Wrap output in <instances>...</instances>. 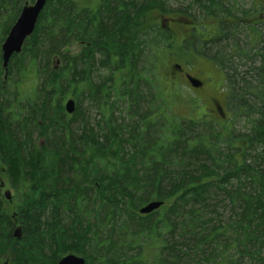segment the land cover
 Here are the masks:
<instances>
[{"label":"trees","instance_id":"16d2710c","mask_svg":"<svg viewBox=\"0 0 264 264\" xmlns=\"http://www.w3.org/2000/svg\"><path fill=\"white\" fill-rule=\"evenodd\" d=\"M28 1L0 0V43ZM261 1L235 9L234 21L219 23L212 37L192 35L187 46L203 37L223 72L228 96L220 103L249 121L251 165L230 146L204 147L199 119L167 130L148 125L160 95L152 96L140 73L155 41L142 14L162 0H48L6 73L0 56V185L8 182L14 193L9 203L0 188V258L58 264L74 253L86 264H264ZM77 43L82 50L69 55ZM103 69L110 75L94 81ZM116 73L120 89L106 83ZM27 82L36 85L25 93ZM111 94L129 103L125 117H114L112 101L108 119L88 126L81 99L100 107ZM67 97L77 102L70 115ZM219 195L231 206L225 223L212 205ZM151 201L163 204L141 215Z\"/></svg>","mask_w":264,"mask_h":264},{"label":"rangeland","instance_id":"374dc122","mask_svg":"<svg viewBox=\"0 0 264 264\" xmlns=\"http://www.w3.org/2000/svg\"><path fill=\"white\" fill-rule=\"evenodd\" d=\"M212 1V0H211ZM217 1V0H214ZM263 1V0H262ZM191 2H195V0H162L160 2V5H164L163 7H160L163 9V11L167 14H183L185 5L190 4ZM206 2V0H204ZM231 7L234 9H251L253 5H256L259 0H230ZM32 2L28 1V4H31ZM196 9L194 6L192 9L193 11ZM187 14V13H185ZM197 19H199V22H202L199 27H201L202 31L205 32H213L215 30H219V23H216V21H208V19L205 18V16L195 15L194 16ZM173 19V18H172ZM204 19V20H203ZM185 17H175L172 21L168 20L163 22L159 19V21H151L149 20V17L146 16V18L143 21L144 28H147L151 31V38H153L154 44H152L153 50V57L150 55L146 58L144 62L141 64V72L144 75V78L147 80H150V86L149 90L153 95H157V93L160 95L155 102V106L153 108L156 117L149 119L148 125L153 126L157 125L159 122L162 125H165V129L167 130L170 128H180V125L184 123H196L198 122L199 112L200 110L208 108V105H205L202 103L201 100L202 97L195 91L188 88L186 85H179L178 89L175 87H171V79L168 78V71L171 65L179 64L180 66H186V67H193L194 72H198L199 70L203 69L202 66L200 67V61L199 60H193L189 55V49L187 46L191 42L190 37V27L193 26L192 24L187 25L186 23L183 24L182 22H186ZM231 22V21H230ZM167 24L169 28L163 27V24ZM224 23V22H223ZM228 23V22H226ZM215 27V28H214ZM172 28V30H171ZM199 32H201L199 30ZM163 33V35H161ZM198 33V31L196 32ZM155 37V38H154ZM0 43V47H1ZM83 48L81 45L74 44L69 49V55L75 56L78 55L79 52ZM81 49V50H80ZM1 55V51H0ZM211 63V62H210ZM59 65V64H56ZM198 67H200L198 69ZM204 67V66H203ZM99 72L94 73L93 80L97 81L99 79H106L110 73L108 70H98ZM118 74L116 73L112 75V79L110 81H106L108 85H111L112 88L117 87L120 89L121 82L119 81ZM147 83V82H146ZM36 85L30 84L29 82L25 83L23 85V90L25 89V93L28 91L27 89H33ZM39 86V83H37V86ZM113 97H115V100H113ZM224 95L221 94L219 96V99L223 103L222 99H224ZM68 99H75L73 97H67L65 101L63 102V105H65V102ZM80 99V97H79ZM112 101H115L114 107H115V113L114 117H118V119H122V117H125V114L127 112L129 103L125 100L122 101V99H118L116 101V95L111 94V101L108 100L106 103L108 105L106 106H100V107H90L91 104L87 102L86 99H81L80 107L81 111L84 113V120L88 121V126H93L94 128L98 129V123L97 121H105L109 117V111L110 109V103ZM77 102L75 101V104ZM197 104L198 108L194 107V105ZM14 107V106H13ZM126 107V108H125ZM193 107V108H192ZM130 108V106H129ZM226 110H234L230 106V103L228 106H225ZM125 111V112H124ZM233 114V111L231 113ZM229 114V115H231ZM231 115V116H232ZM253 118V117H252ZM117 119V120H118ZM250 119V118H249ZM200 120H202V131L199 137H201L200 143L206 147L207 149H210L211 147H215L216 142L219 143L218 149L225 151V148L231 147L234 149L233 155L234 158L237 161H241L243 159L247 158V161L249 164H253L254 161L252 159L253 152L250 144V123L247 120L246 117H240L232 116L229 117L226 122V126L224 127L222 124L217 123V117H203ZM219 121V120H218ZM220 123H224L223 120L220 121ZM100 124V123H99ZM78 125V122L77 124ZM197 126H200V124H196ZM196 126V127H197ZM75 128V127H74ZM102 128V126H101ZM199 128V127H198ZM78 129L77 127L75 130ZM165 135H163V138ZM33 138L35 139V143L39 145L42 142V137L37 135H33ZM165 140H168V137L164 138ZM230 140L232 142H230ZM195 141L194 139L190 140V143H187V146L193 144L191 142ZM230 143V145H229ZM256 145V144H255ZM260 153H263L264 151L258 150ZM257 150L254 151L255 155L258 152ZM259 156V153H258ZM244 161V160H243ZM256 163L258 162L255 160ZM263 164V163H261ZM264 166V164H263ZM5 182V187L3 188V192L5 190H10L12 194V200H13V190L10 187L9 183ZM221 198V199H220ZM218 199H220L218 202L213 201L212 205L217 203V208H219V214L221 215V219L223 223H225L228 220V217L230 215L229 209L231 208L230 205H228L227 200L223 197V195H219ZM224 201V202H223ZM223 205H225V208L223 209ZM11 213H14L10 207ZM218 215V216H220ZM220 218V217H219ZM17 225V224H15ZM2 262H5L6 264H12L10 260L5 261V258H0Z\"/></svg>","mask_w":264,"mask_h":264},{"label":"flooded vegetation","instance_id":"af4514ba","mask_svg":"<svg viewBox=\"0 0 264 264\" xmlns=\"http://www.w3.org/2000/svg\"><path fill=\"white\" fill-rule=\"evenodd\" d=\"M231 4L232 3L230 2V0H217L215 2L209 0V11H207L206 13L204 12L201 15L205 16L208 21H216V23H229L230 21L234 20V8L231 7ZM197 7L198 6H196V8ZM195 15L196 14L192 12H189L187 14H167L161 9L153 8L149 11L147 16L151 21H159L160 19L165 22L168 20H172L173 16L185 17L187 20H192L195 19ZM263 15L264 12L263 10H261L258 14L261 20H263ZM216 31L218 30L207 32V34L212 37V34H214ZM200 36H203V34H201ZM199 40H201L200 51L194 50V53L193 48L190 47L189 55L193 60H199L200 67L202 66L203 69L199 70L198 72H194L193 67L179 65L180 68L178 69L176 64H170L167 76L169 79H171V87H175L176 89H178V86L180 84H183L191 90L197 92L202 97V99L198 98V100H201L203 104L208 105V108L200 110L199 113L201 118L212 117L214 115L216 117L220 115L222 118H225L226 109L223 105H221L219 99V96L222 92L221 89L223 88L220 86L224 83V74L222 71H220V68L217 66L214 60H212L210 56L206 55L204 46L202 44L205 41L204 38L200 37ZM200 67H198V69ZM188 76L193 79L194 85L189 82ZM220 78L221 81L219 80Z\"/></svg>","mask_w":264,"mask_h":264},{"label":"water","instance_id":"95a60500","mask_svg":"<svg viewBox=\"0 0 264 264\" xmlns=\"http://www.w3.org/2000/svg\"><path fill=\"white\" fill-rule=\"evenodd\" d=\"M47 0H34L31 5H24L20 13L10 28L4 42L1 45V60L2 67L6 73L7 67L10 61V58L13 54H18L21 51L22 45L24 41L32 35L38 16L45 6ZM75 108L74 102L72 100H68L65 104V110L68 114L73 113ZM4 197L10 201L11 193L10 191L4 192ZM162 205L160 201H151L142 206L139 209L141 214H149L152 211L158 209ZM21 230L17 228L14 231V237L20 238ZM1 264V263H0ZM58 264H85V259L82 256L75 254H67L63 256Z\"/></svg>","mask_w":264,"mask_h":264},{"label":"bare ground","instance_id":"6f19581e","mask_svg":"<svg viewBox=\"0 0 264 264\" xmlns=\"http://www.w3.org/2000/svg\"><path fill=\"white\" fill-rule=\"evenodd\" d=\"M196 7V6H198L194 11H193V13H195L196 15H200V13L202 14V13H206L207 11H209V5H208V3H206V2H204L203 0H195V2H191V5L190 4H187V5H185V8H184V10H186V11H184V14L185 13H189V12H192V9H193V7ZM156 9H161V8H157V7H155ZM151 10V9H150ZM149 9L148 10H146V11H144V14H142V16H143V21H144V19L146 18V16L148 15V13H149V11H150ZM162 10V9H161ZM235 10V9H234ZM203 11V12H202ZM224 13H226V12H224ZM192 48H194L195 50H197V51H200V42L199 41H197V40H194L193 41V43H192ZM133 58V60H135V57H132ZM73 100V99H72ZM235 111V110H234ZM236 112V111H235Z\"/></svg>","mask_w":264,"mask_h":264}]
</instances>
